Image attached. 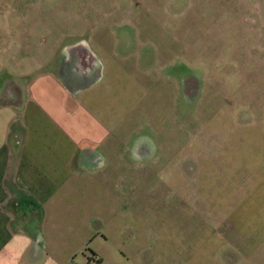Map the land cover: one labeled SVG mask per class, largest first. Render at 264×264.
<instances>
[{
    "label": "crops",
    "instance_id": "crops-1",
    "mask_svg": "<svg viewBox=\"0 0 264 264\" xmlns=\"http://www.w3.org/2000/svg\"><path fill=\"white\" fill-rule=\"evenodd\" d=\"M232 5L262 39L264 3ZM115 9L0 0V264H264V68L236 97L213 91L214 127L188 144L172 124L184 80L157 78L170 44H141L121 31L138 12ZM173 163L185 191L156 260Z\"/></svg>",
    "mask_w": 264,
    "mask_h": 264
},
{
    "label": "rangeland",
    "instance_id": "rangeland-1",
    "mask_svg": "<svg viewBox=\"0 0 264 264\" xmlns=\"http://www.w3.org/2000/svg\"><path fill=\"white\" fill-rule=\"evenodd\" d=\"M104 1L113 3L117 7L115 10L121 11V16L126 15L125 9L134 14L138 12L139 22L129 19L121 26V31L138 35L141 44L140 36L146 33L157 51L163 50L165 43L170 44V53L166 57H156L157 78L168 77L172 85L184 80L182 93L187 92L189 99H177L173 105L172 124L178 129V124L182 127L181 133L187 137L188 144L196 146L194 134L198 136L197 131L210 132L214 127L213 91L218 94L217 99L224 95V98L236 97L252 76L249 70L264 68V34L262 39H248L243 30L244 20L235 19L236 8L232 5L264 3V0ZM222 5L225 9H221ZM261 29L264 31L262 25ZM174 116H178V121H174ZM173 165L175 168L171 166L159 175L160 182L165 183L156 185L155 225L162 231L156 230L155 233L156 260H163L164 256V224L161 223L173 209L175 196L179 198L180 190L185 191L180 176L185 177L186 173L175 163ZM188 177L192 179L194 175Z\"/></svg>",
    "mask_w": 264,
    "mask_h": 264
},
{
    "label": "trees",
    "instance_id": "trees-1",
    "mask_svg": "<svg viewBox=\"0 0 264 264\" xmlns=\"http://www.w3.org/2000/svg\"><path fill=\"white\" fill-rule=\"evenodd\" d=\"M85 251H89V249H85ZM93 255H94V254H93ZM96 264H99V261H98Z\"/></svg>",
    "mask_w": 264,
    "mask_h": 264
}]
</instances>
